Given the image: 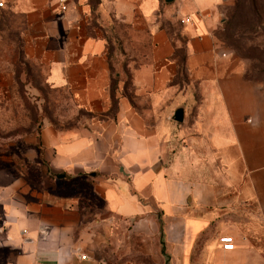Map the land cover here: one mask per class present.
I'll return each mask as SVG.
<instances>
[{
	"label": "crops",
	"instance_id": "crops-1",
	"mask_svg": "<svg viewBox=\"0 0 264 264\" xmlns=\"http://www.w3.org/2000/svg\"><path fill=\"white\" fill-rule=\"evenodd\" d=\"M3 1L0 17L24 20L47 84L88 114L39 130L48 166L90 175L103 207L51 208L0 178V264H162L163 250L171 264H264V94L248 97L244 59L217 43L223 0ZM179 69L220 85L209 178L162 164L174 110L185 113L166 101Z\"/></svg>",
	"mask_w": 264,
	"mask_h": 264
},
{
	"label": "rangeland",
	"instance_id": "rangeland-1",
	"mask_svg": "<svg viewBox=\"0 0 264 264\" xmlns=\"http://www.w3.org/2000/svg\"><path fill=\"white\" fill-rule=\"evenodd\" d=\"M222 7L225 12L214 30L217 43L221 49L244 59L243 78L250 85L248 97L257 98V93L264 94V0H223ZM34 47L35 44H27L24 20L3 13L0 17V178L11 179L16 189L28 188L35 198L40 196L51 208L65 206L64 198L77 199L83 210L103 207L90 175L65 172L62 178L54 177L52 172L59 171H51L48 166L50 150L37 142V133L43 126L55 132L71 130L83 126L88 114L65 91L47 84ZM142 53L139 59L148 57L147 42ZM219 86L213 81L189 78L179 69L176 91L166 101L172 106L175 101L186 106L184 120L173 123L174 141L162 158L168 172L198 178L215 174ZM169 111L162 108L159 117H166ZM32 146L36 148L31 151ZM7 188L6 191L11 190Z\"/></svg>",
	"mask_w": 264,
	"mask_h": 264
},
{
	"label": "water",
	"instance_id": "water-1",
	"mask_svg": "<svg viewBox=\"0 0 264 264\" xmlns=\"http://www.w3.org/2000/svg\"><path fill=\"white\" fill-rule=\"evenodd\" d=\"M165 1H170V0H165ZM184 118V105L181 104L179 106H177V108L174 110L173 113V119L177 120V121H182ZM55 177L61 178L64 176V173H52ZM89 174L93 175L95 174V172H89ZM163 257H164V264H171L170 262V256L169 254L163 250Z\"/></svg>",
	"mask_w": 264,
	"mask_h": 264
},
{
	"label": "built area",
	"instance_id": "built-area-1",
	"mask_svg": "<svg viewBox=\"0 0 264 264\" xmlns=\"http://www.w3.org/2000/svg\"><path fill=\"white\" fill-rule=\"evenodd\" d=\"M69 0H59V3L64 6V4H66ZM4 1L0 0V7L3 6Z\"/></svg>",
	"mask_w": 264,
	"mask_h": 264
}]
</instances>
